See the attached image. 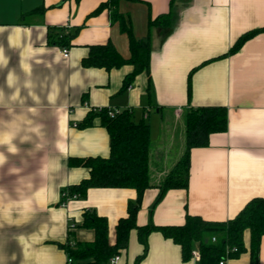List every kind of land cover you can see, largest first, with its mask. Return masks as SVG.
I'll list each match as a JSON object with an SVG mask.
<instances>
[{
    "label": "crops",
    "instance_id": "0c3cea01",
    "mask_svg": "<svg viewBox=\"0 0 264 264\" xmlns=\"http://www.w3.org/2000/svg\"><path fill=\"white\" fill-rule=\"evenodd\" d=\"M107 2L0 0V264H66L69 241L95 240V232L81 226L87 212L107 219L109 243L116 244L117 225L137 202L135 189L91 188L62 206V192L90 176L88 168L71 166V158L111 153L99 118L79 126L93 109H131L135 122L150 126L153 186L143 194L139 226H181L188 215L225 222L264 198V32L229 55L241 36L264 28V0L121 1L119 12L137 39L148 35L151 19L172 15L169 31L151 32L150 93L145 73L121 91L130 65L110 71L83 66L92 46L109 42L124 59L131 57L129 36L111 10L95 13ZM61 28L77 31L68 47L55 39ZM204 107L227 108V132L192 150L188 189L168 190L155 204L161 180L184 153L186 112ZM244 243L247 251L227 264H250L249 231ZM147 245L137 263L144 246L133 230L118 264H199L193 257L185 261L181 246L159 231L149 234Z\"/></svg>",
    "mask_w": 264,
    "mask_h": 264
},
{
    "label": "trees",
    "instance_id": "16d2710c",
    "mask_svg": "<svg viewBox=\"0 0 264 264\" xmlns=\"http://www.w3.org/2000/svg\"><path fill=\"white\" fill-rule=\"evenodd\" d=\"M121 1L136 0H108L95 13L107 8L111 10L113 22L119 23L121 31L129 36L131 57L124 59L109 42L105 45L92 46L89 56L82 63L86 68H104L108 71L130 65L133 71L125 77L121 91L129 90L135 79L145 73L148 76V92L150 93L152 91L151 32L154 28L169 31L172 26V15L167 13L151 19L148 35L143 39H137L130 22L119 12ZM42 11L43 7H40L30 13ZM262 32L264 28H259L241 36L229 51V55L237 53L248 40ZM76 34L77 31L73 34L68 29L61 28L55 39L62 47H68ZM189 95L191 96V76ZM95 118L100 119L101 125L110 135V156L108 158H71V166L88 168L90 176L80 184L69 187L67 191L71 196L75 195L76 199H80L85 198L91 188H133L138 193V199L136 203L129 205L128 217L119 221L115 245H111L108 240L107 219L95 212L85 213L81 226L92 229L95 232V240L92 243L77 242L75 245L69 241L64 246L67 256L74 264H110L112 258L128 248L130 234L133 230L138 232L139 240L144 246V253L138 258L137 263L146 256L147 239L153 231H159L166 238L179 244L185 261L192 259L194 244H198L201 256L199 264H220L226 259L227 250L232 249L236 250L230 251L228 258L240 257L247 251L244 235L246 231H249L251 237L250 264H259L261 239L264 236V198L252 199L234 219L225 222H209L200 216L188 215L185 224L181 226L159 227L152 222L146 226H139L137 215L143 194L153 186L150 175V126L145 120L135 122L134 112L131 109L120 111L114 116H110L107 109H102L100 112L91 111L79 126L90 127ZM227 130L228 110L225 107L191 108L186 112L184 153L161 180L158 186L160 194L155 204L164 197L168 190L188 189L192 150L208 147L212 134L225 133ZM213 238L216 241H213Z\"/></svg>",
    "mask_w": 264,
    "mask_h": 264
},
{
    "label": "built area",
    "instance_id": "2783aa9c",
    "mask_svg": "<svg viewBox=\"0 0 264 264\" xmlns=\"http://www.w3.org/2000/svg\"><path fill=\"white\" fill-rule=\"evenodd\" d=\"M63 56H64L65 58H68V57H69V50H68L67 48H63ZM102 109H103V108H100V109H93L92 111H94V112H100ZM108 111H109V115H110V116H114L115 114L118 113L117 111H111V110H108ZM62 199H63L62 206H66L70 200L76 199V196H75V195H74V196H71V195L69 194V192H68L67 190H65V191L62 192ZM75 227H76V224L73 223V224H71L70 229L73 230V229H75ZM213 241H216V239L213 238ZM71 244L74 245L73 243H71ZM235 250H236V249H235ZM235 250H234V249H232V250H227V253H226V259L222 260V261L220 262V264H227V261L229 260L228 255L230 254V251H235ZM192 257H193L194 260H196V261L199 262L200 257H201V256H200V252L194 250V251L192 252ZM119 260H120V256H115L114 258L111 259L110 264H118V263H119ZM66 264H74V263H73L72 259H70V258L68 257V258H67V263H66Z\"/></svg>",
    "mask_w": 264,
    "mask_h": 264
},
{
    "label": "rangeland",
    "instance_id": "374dc122",
    "mask_svg": "<svg viewBox=\"0 0 264 264\" xmlns=\"http://www.w3.org/2000/svg\"><path fill=\"white\" fill-rule=\"evenodd\" d=\"M155 114V113H154ZM160 137V136H159ZM176 149H178V145H177V148ZM174 152V151H173ZM173 159H175V158H173ZM178 159H180V158H178ZM175 161V160H174Z\"/></svg>",
    "mask_w": 264,
    "mask_h": 264
}]
</instances>
